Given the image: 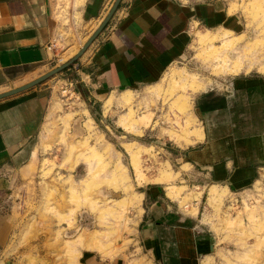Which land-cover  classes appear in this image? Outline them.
I'll use <instances>...</instances> for the list:
<instances>
[{
    "label": "rangeland",
    "instance_id": "1",
    "mask_svg": "<svg viewBox=\"0 0 264 264\" xmlns=\"http://www.w3.org/2000/svg\"><path fill=\"white\" fill-rule=\"evenodd\" d=\"M227 1L229 12L235 14L231 32L197 30L208 34L199 41L195 31L190 48L171 71L154 88L133 90L127 103L115 101L122 91L108 93L101 102L89 100L82 87L80 92L76 76L64 71L41 83L49 85L60 108L49 118L42 144L39 137L34 141L31 171L19 176L0 200V215L11 226L0 264H159L146 241L152 232L145 224V201L141 198L132 206L125 198L140 194V186L161 175L164 167L177 170L175 156L185 148L174 141L182 142L184 130L192 127L202 92L221 89L233 78L264 80V0ZM51 2L61 49L86 42L91 35H85L72 0ZM223 55L234 62L240 59L237 62L250 70L214 74L220 68L216 59ZM191 73L204 87L201 92H192L176 78ZM111 95L117 98H110L104 107ZM180 95L189 105L183 115L169 111V104ZM127 144L139 149L133 159ZM162 178L157 181L170 180ZM221 199L204 198L199 204L198 220L205 233L211 231L215 237L209 264H264V179L239 196ZM122 200L124 205L117 204ZM83 244L97 245L99 252L103 248L105 258Z\"/></svg>",
    "mask_w": 264,
    "mask_h": 264
},
{
    "label": "crops",
    "instance_id": "2",
    "mask_svg": "<svg viewBox=\"0 0 264 264\" xmlns=\"http://www.w3.org/2000/svg\"><path fill=\"white\" fill-rule=\"evenodd\" d=\"M114 1L72 0L87 37ZM118 7L92 44L64 69L94 102L122 91L118 98L107 97L104 107L110 98L123 104L120 97L128 91L134 96L133 90L154 88L184 57L195 31L231 32L235 22L227 0H122ZM58 29L51 0H0V94L77 55L85 42L61 49ZM52 97L49 85L40 83L0 100V200L31 171L34 141L39 137L42 144L49 118L60 108ZM193 116L189 132L196 130L198 137L189 135L190 144L175 143L185 149L175 156L177 170H171L169 182L157 181L162 174H156L140 186L148 209L146 228L152 232L146 241L159 264H209L215 237L198 220L200 202L239 196L264 179V80L233 78L221 89L202 92ZM213 186L219 187V197L212 195ZM3 217L0 251L10 243L5 237L10 222Z\"/></svg>",
    "mask_w": 264,
    "mask_h": 264
},
{
    "label": "bare ground",
    "instance_id": "3",
    "mask_svg": "<svg viewBox=\"0 0 264 264\" xmlns=\"http://www.w3.org/2000/svg\"><path fill=\"white\" fill-rule=\"evenodd\" d=\"M206 33V32H205ZM204 33V34H205ZM204 34H202V33H199V35H197V36H200V37H198V39H199V41L203 38V36H207V35H204ZM209 37V36H208ZM208 37H205L206 39L208 38ZM204 38V39H205ZM208 40V39H207ZM205 41V40H204ZM203 43V42H202ZM221 49V48H220ZM220 52V51H219ZM216 54V53H215ZM220 55H221V53H220ZM213 57V56H212ZM216 58V57H215ZM220 61V64H218V63H216V65H217V68L218 67H220V68H218V69H220V70H218L217 69V71H213V73L214 74H216V75H220V76H224V75H235V74H239L240 72H244V71H249L250 70V67H247V69L245 68V66L239 61V62H237V60H240V59H236V62H234V61H232V60H230V58L228 57V56H226V55H223V57H218L217 59H216V61ZM187 73V72H186ZM175 75H177V74H175ZM195 75V74H194ZM194 75H192V73L191 74H180V75H178V76H176V78L177 79H180L183 83H185V84H187L188 85V87L191 89V91L192 92H198V91H200L201 92V90H204L203 88V86H201L198 82H197V80H196V75L194 76ZM184 84V85H185ZM190 91V92H191ZM131 93H129V91L126 93V94H123L121 97H120V101H122V103H127L128 101H130L131 100ZM117 101V100H116ZM188 99H186V97L185 96H182V95H180V96H178L175 100H173L170 104H169V111L170 112H172V113H174V112H178V113H181L182 115L186 112V110H187V107H189V105H188ZM170 112H169V114H170ZM188 115V114H187ZM191 116V115H190ZM187 117V116H186ZM185 117V118H186ZM187 119V118H186ZM184 120V119H183ZM191 120V119H190ZM195 120V119H194ZM188 120H186V122H187ZM193 121V120H192ZM184 123V122H183ZM189 123V122H188ZM188 126H189V124H187ZM186 125V126H187ZM187 128V127H186ZM192 128H194V127H192ZM186 130V129H185ZM184 130V133H185V135H186V137L184 136V138H183V143H186V144H190V143H192L193 141L192 140H189L188 139V136L189 135H193V136H195V138L196 137H198V132L196 131V130H194V131H192V132H189V130L186 132ZM199 131V130H198ZM179 133V132H178ZM182 134V133H181ZM169 135H171V134H169ZM177 136H179V135H177ZM173 137V136H172ZM181 137V136H180ZM179 137V138H180ZM176 139V138H175ZM182 139V138H181ZM199 140V139H198ZM172 141V140H171ZM175 143H178V144H180L181 143V141L177 138V140H175L174 141ZM195 142V141H194ZM133 144V143H132ZM128 146H127V150H128V152L130 153V155H131V157H132V159H133V156H136L137 154H138V151L137 150H139L138 148H136V147H133L132 145H130V144H127ZM185 145V144H184ZM190 146V145H189ZM125 147V146H124ZM126 149V148H125ZM138 162V161H137ZM137 164V163H136ZM119 167H118V169L117 170H120V169H123L122 168V166L121 165H118ZM138 166V165H137ZM136 167V166H135ZM169 167V166H168ZM120 168V169H119ZM116 170V171H117ZM121 171V170H120ZM119 171V172H120ZM118 172V171H117ZM118 172V173H119ZM162 176H163V178L164 179H167V181H168V178H170V174H171V172L166 168V167H164L163 168V170H162ZM124 175V174H123ZM119 176L120 175H118V178H119ZM125 177H126V175H124ZM124 180H126L124 177H122ZM121 178V179H122ZM162 178V179H163ZM119 180H120V178H119ZM121 181V180H120ZM219 188V187H218ZM218 188H216L215 186H213V188L210 190L211 191V193H212V195L214 196V195H219L218 193L219 192H217L218 190ZM170 190V189H169ZM172 192V191H171ZM221 192H222V190H221ZM169 194V196L171 195L170 194V192L168 193ZM199 194V193H198ZM210 194V193H209ZM133 195V196H132ZM174 195V194H173ZM197 195V194H196ZM212 196V197H213ZM222 196V195H221ZM172 197V196H171ZM211 197V198H212ZM219 197V196H218ZM216 198V197H215ZM140 199H141V196L139 195V194H137V193H135V194H131V195H127V198H125V200H126V204H131L132 206H136V205H138L139 204V202H140ZM125 200H122V201H119L117 204H119L120 202V204H123L124 205V201ZM93 234H95V233H93ZM91 236H93V235H91ZM91 236H90V238H91ZM79 238H80V236H79ZM79 238H77L79 241L80 240H82V239H79ZM91 240V239H90ZM93 240H94V238H93ZM81 242V241H80ZM96 243V242H95ZM79 245H80V243H78ZM89 244V243H88ZM88 244H83V247L82 248H84V249H86V250H93V248H94V250H95V248H96V246L97 245H94L93 244V246H95V247H93V246H90V245H88ZM90 244H92V243H90ZM99 246V245H98ZM101 247V246H100ZM98 248V247H97ZM103 250V248L101 249V252H99L100 251V248H99V250H95V251H98V253H99V255H101V257L102 258H105V253H104V251H102Z\"/></svg>",
    "mask_w": 264,
    "mask_h": 264
},
{
    "label": "water",
    "instance_id": "4",
    "mask_svg": "<svg viewBox=\"0 0 264 264\" xmlns=\"http://www.w3.org/2000/svg\"><path fill=\"white\" fill-rule=\"evenodd\" d=\"M122 0H115L114 3L112 4L109 12L107 13L106 17L104 18V20L100 23V25L97 27V29L92 33V35L88 38V40L85 42L84 46L81 48V50L77 53V55L68 63H65L63 65H61L60 67H57L55 69H53L52 71L46 73L45 75L21 86L15 89H12L10 91L4 92L0 94V100L16 95L18 93H21L23 91H26L36 85H39L40 83L44 82L45 80H47L48 78H50L51 76L57 74L58 72L63 71L64 69H66L70 64H72L75 60H77L80 55H82L85 50L92 44V42L98 37V35L102 32V30L105 28V26L107 25V23L110 21V19L112 18V16L114 15V13L116 12L120 2Z\"/></svg>",
    "mask_w": 264,
    "mask_h": 264
},
{
    "label": "trees",
    "instance_id": "5",
    "mask_svg": "<svg viewBox=\"0 0 264 264\" xmlns=\"http://www.w3.org/2000/svg\"><path fill=\"white\" fill-rule=\"evenodd\" d=\"M119 8V7H118ZM66 70H64V72H65ZM82 90H81V87H80V92H81ZM211 107H215V105L214 106H211ZM210 107L208 106V109H209ZM202 111H205V108H203L202 109Z\"/></svg>",
    "mask_w": 264,
    "mask_h": 264
}]
</instances>
